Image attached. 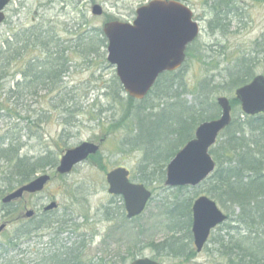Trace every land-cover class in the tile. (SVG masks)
Listing matches in <instances>:
<instances>
[{
	"label": "rangeland",
	"instance_id": "1",
	"mask_svg": "<svg viewBox=\"0 0 264 264\" xmlns=\"http://www.w3.org/2000/svg\"><path fill=\"white\" fill-rule=\"evenodd\" d=\"M149 1L12 0L5 9L7 18L0 27V48L3 41L12 37V34L41 32L52 37L53 46L59 44L60 49H64L70 70L56 90L44 89L39 85L29 91L24 89V78L18 73L23 65L21 62L14 63L9 77L3 83L6 90L15 89L19 96L8 102L5 95L0 96V140H4L6 135L20 137L24 144L22 156L37 158L50 153L58 164L66 150L81 142L93 141L99 144L102 138L104 140L100 151L90 160L73 168L70 174H57L56 166L37 173L36 176H52L46 188L39 194L25 196L8 205L2 204L1 199L20 185L6 191L1 173L7 164L0 163V224L5 220H13L7 230L0 233V264L39 262L42 257L40 254L52 250V227L33 231L29 238L14 242L17 245L15 247L6 245L19 232L21 222L29 220L26 212L35 211V218L39 220L47 215L43 208L51 202H57L58 208L51 211L48 217L56 218L66 214L67 219L79 226L76 234L69 231L63 233L60 236L62 242L72 243L77 240L76 235H86L88 245L85 260L102 258L114 264H130L136 258L151 257L162 264H228V258L221 255L219 242L242 241L250 237L245 225L237 222L239 208L216 200L231 218L212 231L202 252L195 249L190 259H174L163 253L158 254L151 245L159 244L172 235L167 229V225L175 218L169 214L172 204L180 201L189 203L191 200L193 203L200 195H208L206 191L211 185L167 188L159 179L162 177L161 171L156 172V179L144 178V151L125 143L126 127L131 125L130 117L127 116L128 94L120 93L118 95L121 97H118L114 91L113 81L118 78L117 71L107 61L108 40L102 27L108 20H134L136 9ZM180 1L193 10L194 18L202 28L200 36L189 45L186 63L179 71L188 89L181 98L184 102L195 103L197 93L194 90L206 80H211L207 91L210 99L217 101L220 95L230 99L235 97L236 89L227 83L226 67L237 55L251 54L255 62L254 75H264V54L261 53L264 51V1L237 0L234 11L224 15L226 30L223 34L211 31L210 23L214 13L205 0ZM96 4L103 8L99 16L92 14ZM27 57L30 60L40 57L39 62H44L46 55L34 47ZM17 82L21 84L19 88ZM153 102L152 105L163 103L157 98ZM4 105L9 108L18 105L21 117L9 113L5 108L1 109ZM234 108L233 118L245 120L241 103ZM158 109L159 106L155 110ZM218 113L221 114V109ZM39 114L43 117L42 121L37 120ZM224 138L225 135L221 134L216 146ZM167 163H164L165 171ZM124 166L131 171L134 182L147 181L146 185L153 191L154 198L148 203L145 212L136 219L116 217L108 220L103 209L114 198L107 189L106 172ZM153 168L148 165L146 172L150 173ZM179 217L175 221L187 222V217ZM259 231L263 233L264 227ZM185 233L182 230L176 237L186 241Z\"/></svg>",
	"mask_w": 264,
	"mask_h": 264
},
{
	"label": "trees",
	"instance_id": "2",
	"mask_svg": "<svg viewBox=\"0 0 264 264\" xmlns=\"http://www.w3.org/2000/svg\"><path fill=\"white\" fill-rule=\"evenodd\" d=\"M205 3L214 13L210 23L211 31H219L223 34L226 30L225 16L234 11L237 0H205ZM47 38L48 41H45ZM52 43V37L45 36L41 32L32 34L19 32L3 41V46L0 48V96L5 95L7 102L19 96V92L15 89L6 90L3 82L9 77L13 64L20 62L23 68L18 73L24 78V89L31 91L35 86L41 85L44 89L54 91L59 85L61 86L60 83L70 70L69 60L65 56L64 49H60L59 44L53 46ZM34 47L45 53L44 62H39L40 57H35L33 60L27 57L28 52ZM261 53L264 54V51ZM254 63L251 54L237 55L226 67L227 83L233 89L247 84L256 76ZM179 71L163 73L142 101L128 95L127 116L130 117L131 125L126 127L125 143L144 151L145 158L142 165L144 178L156 179V172L161 171L162 177L157 179L159 178L163 183L166 179L164 163L169 162L188 140L194 138L195 130L201 122L218 118L220 110L217 101L210 99L207 92L211 80H206L195 88L194 92L197 93L195 103L184 102L181 98L188 89L180 78ZM113 82L117 95L125 93L118 78ZM20 85L19 82L16 83L18 88ZM156 98L163 103L152 105ZM239 103L237 98L231 99L233 109ZM157 106L159 109L155 110ZM4 108L9 113L21 117L18 113V105H15V108L5 105L1 107ZM37 117L38 121L43 120L41 114ZM222 134L225 135L224 140L211 149L217 162V169L201 184H210L211 187L206 192L221 204L226 202L239 208L237 222L245 225L250 237L227 243L223 240L219 242L220 252L223 257L228 258V264H264V231L263 233L259 231L264 227V113L245 115V120L235 118ZM23 146L20 137L6 135L4 140H0V163L7 164L1 173L6 191L29 183L37 173L45 172L49 167L58 164L50 153L37 158L22 156ZM148 165L154 167L150 173L146 172ZM146 182V180L141 181L145 185ZM184 188L186 187H179V189ZM192 204V200L189 203L180 201L172 204L169 214L175 218L167 225L172 235L159 244L151 243L158 254L163 253L174 259H190L195 254L190 228L193 220ZM103 210L108 220L116 217L126 220L123 200L120 197H115ZM179 216L187 217V222L175 221L176 218L180 219ZM21 224L19 232L15 237L10 238L6 243L7 246H17L13 243L29 238L33 231L42 227L53 229L50 238L53 244L52 250L43 252L40 254L42 257L39 262L32 261L31 264H114L102 258L85 260L88 245L85 234L76 235L77 240L72 243L62 242L60 236L63 233L68 231L75 233L79 230V226L67 219L66 214L56 218L44 215L39 220L33 218ZM182 230L186 231V241L176 237V234Z\"/></svg>",
	"mask_w": 264,
	"mask_h": 264
},
{
	"label": "water",
	"instance_id": "3",
	"mask_svg": "<svg viewBox=\"0 0 264 264\" xmlns=\"http://www.w3.org/2000/svg\"><path fill=\"white\" fill-rule=\"evenodd\" d=\"M11 0H0V26L6 19L5 8ZM93 14L101 15L103 8L96 4ZM103 32L108 39L107 61L115 66L117 77L124 91L134 99H144L164 72L182 69L187 60V50L201 33V26L194 19L193 10L178 0H150L136 10V19L131 22L107 21ZM235 96L241 102V108L248 116L264 112V75L259 74L245 85L238 86ZM222 109L217 119L201 122L195 130V137L177 151L167 164L164 186L171 188L197 187L213 174L217 167L211 147L217 144L222 131L232 123V105L229 98L217 97ZM103 141V140H102ZM101 141V143H102ZM101 149L100 144L83 141L80 145L68 149L62 156L57 173L70 174L75 166L95 155ZM127 167H117L106 174L108 192L112 196L124 199V208L129 220L141 215L151 201L152 191L140 182H133ZM51 175L41 174L29 183L8 193L4 204L17 201L25 193H40L50 182ZM192 233L198 252L210 239L213 229L223 224L228 215L220 209L216 201L207 195H201L192 204ZM58 207L52 202L45 207L51 211ZM35 213L30 210L27 217ZM0 226V232L7 228ZM130 264H162L151 257H139Z\"/></svg>",
	"mask_w": 264,
	"mask_h": 264
},
{
	"label": "flooded vegetation",
	"instance_id": "4",
	"mask_svg": "<svg viewBox=\"0 0 264 264\" xmlns=\"http://www.w3.org/2000/svg\"><path fill=\"white\" fill-rule=\"evenodd\" d=\"M102 140H104V139L102 138ZM102 140H101V141H102ZM101 141H100V142H101ZM91 158H92V157H90L88 160H90ZM36 194H39V193H30V192H29V193H25V194H24V197H25V196H28V195H36ZM24 197H23V198H24ZM21 199H22V198H21ZM12 203H13V202H12ZM9 204H11V203H9ZM32 211H33V210H32ZM43 211H44L45 213H47V215H48V214H50L51 211H53V210H51V211H45V208H43ZM28 212H30V211H28ZM28 212H26V213L28 214ZM33 212L35 213V211H33ZM224 212H225V211H224ZM225 213H226V212H225ZM226 214H227V213H226ZM36 215H37V213H35L32 217H30V218L27 217V218H28V219H33V218L36 217ZM227 215H228V214H227ZM26 216H27V215H26ZM230 218H231L230 215H228V219H227L225 222H223V224H226V223L230 220ZM223 224L220 225V226H223ZM1 233H3V232H1Z\"/></svg>",
	"mask_w": 264,
	"mask_h": 264
}]
</instances>
